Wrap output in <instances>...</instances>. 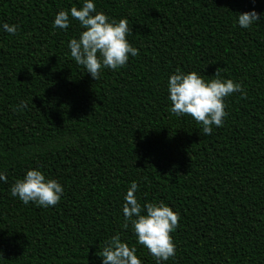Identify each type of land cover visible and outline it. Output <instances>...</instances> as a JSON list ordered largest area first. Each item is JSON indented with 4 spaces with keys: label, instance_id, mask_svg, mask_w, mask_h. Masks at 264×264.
Returning a JSON list of instances; mask_svg holds the SVG:
<instances>
[{
    "label": "trees",
    "instance_id": "16d2710c",
    "mask_svg": "<svg viewBox=\"0 0 264 264\" xmlns=\"http://www.w3.org/2000/svg\"><path fill=\"white\" fill-rule=\"evenodd\" d=\"M126 18L138 55L94 80L67 43L80 29L53 27L81 0H0V264H101L119 232L142 264H156L124 228L132 181L145 201L179 213L176 255L161 264H264V16L248 29L237 13L264 0H94ZM179 67L205 80L219 68L244 95L210 135L170 112L167 78ZM23 100L28 107L14 111ZM29 168L64 187L57 205L23 204L11 184Z\"/></svg>",
    "mask_w": 264,
    "mask_h": 264
},
{
    "label": "clouds",
    "instance_id": "9594fccd",
    "mask_svg": "<svg viewBox=\"0 0 264 264\" xmlns=\"http://www.w3.org/2000/svg\"><path fill=\"white\" fill-rule=\"evenodd\" d=\"M235 23L242 29H248L261 20L253 9L237 13ZM70 17L80 26L79 33L70 38L67 47L77 66L83 67L96 80L104 69L116 70L124 67L130 56L138 55V49L128 40L131 29L126 18L109 17L98 11L94 0H81V6L61 9L53 19V27L65 30ZM18 25L0 23V31L15 35ZM205 80L196 71L185 72L179 67L167 78V100L170 112L177 117L190 116L200 126L203 134L210 135L213 128L221 127L228 113L225 111V98L234 92L244 95L239 82L223 78L219 68ZM28 107L21 100L14 111H23ZM0 182H7L4 172H0ZM139 185L132 181L123 195L121 211L124 228L131 227L136 244L147 249L156 264L168 261L176 255L173 233L178 227L179 213L164 201H139L136 193ZM64 187L56 179L46 178L38 168H29L22 178L16 179L10 186V195L23 204L30 202L43 208L55 206L61 200ZM135 245L122 240L119 232L108 237L99 252L101 264H142L136 254Z\"/></svg>",
    "mask_w": 264,
    "mask_h": 264
}]
</instances>
